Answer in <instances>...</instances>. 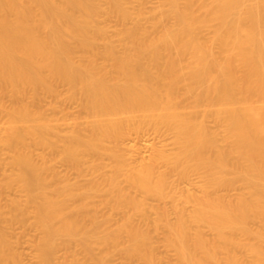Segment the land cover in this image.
I'll list each match as a JSON object with an SVG mask.
<instances>
[{
    "label": "bare ground",
    "instance_id": "6f19581e",
    "mask_svg": "<svg viewBox=\"0 0 264 264\" xmlns=\"http://www.w3.org/2000/svg\"><path fill=\"white\" fill-rule=\"evenodd\" d=\"M109 7L121 20L130 19L123 0H109ZM99 12L97 0H0V86L15 100L2 142L14 153L17 179L27 195V203H13L11 217L0 207V264H12L5 223H25L30 205L43 232L40 264H66L55 255L60 238L81 245L92 264H98L100 259L92 255L94 243L99 240L109 246L125 230L131 236L127 253L146 254L148 236L134 224L130 229L132 215L115 230L104 228L102 235L101 221L94 215L95 198L104 194L118 208L142 209L141 200L119 185L124 170L136 194L156 196L159 201L170 196L165 192L170 173L183 180L190 171L203 173L204 195H187V200L197 201V214L192 217L212 228L214 238L200 230L193 235L184 215L175 223L167 221L171 242L186 264H223L220 254L229 264H240L234 253L242 243L239 232L252 241L247 243L253 255L249 264H264V0H168L163 15L175 24L151 39L140 33L137 24L124 29L123 55L105 39L97 23ZM203 26L215 27L210 43L199 37ZM100 39H105L102 48ZM217 48L223 56L215 55ZM77 50L89 55L76 59ZM99 57L108 64L97 63ZM187 57L190 63L183 65ZM54 82L68 85V97L79 98L88 114L83 123H69L74 130L61 138L64 158L81 170L83 155L108 153L114 172L105 178L104 191L96 183L88 189L75 183L51 189L48 161L43 159L41 164L34 158L32 146L53 148L60 139H55L54 126L44 119L43 111L33 108L41 91L53 96ZM183 99H193L195 107L183 110ZM202 104L210 107L200 109ZM207 114L225 128L230 149L209 128ZM148 124L171 131L177 151L136 168L116 150L131 132H140ZM82 128L89 131L87 136ZM94 165L104 167L100 158ZM239 181L248 194L227 201L212 194ZM253 219L260 220L263 232L250 227Z\"/></svg>",
    "mask_w": 264,
    "mask_h": 264
},
{
    "label": "rangeland",
    "instance_id": "374dc122",
    "mask_svg": "<svg viewBox=\"0 0 264 264\" xmlns=\"http://www.w3.org/2000/svg\"><path fill=\"white\" fill-rule=\"evenodd\" d=\"M195 1L197 2L198 0ZM97 3L100 6L97 23L104 30L105 39L115 44L119 55H123L125 51L121 36V32L124 29L137 24L140 27V33L144 34L147 39H151L161 33L163 29L175 24L173 18L168 19V17H164L163 15L164 11L168 9V0H123L124 6L131 13L130 19L126 21L121 20L110 11L109 0H97ZM196 8H198V3H196ZM214 36V26H203L200 29L199 37L204 42L210 43ZM105 39L99 40L101 48L105 45ZM214 53L218 56L224 55V52L219 48H217ZM87 54L77 50L74 55L76 59H81L87 57ZM97 58V63L99 62L104 65L108 64L104 58ZM189 63L190 58L186 59L183 65H188ZM109 69V71L112 72V69ZM55 84L56 94L54 93L55 95L53 94L52 96V94H48V92L46 93L44 90V92L41 91V95L39 94V102L35 103L36 106L34 105V107H32L34 109L37 107L39 111H43L42 113H44L45 117L43 118L54 126L52 131L56 134V138H54L60 139H57V145L53 148L37 145L32 146L31 150L34 158H36V162L38 161L41 164H43L42 162L44 160L46 162L48 161L47 165L50 170L47 171L46 178L51 189L74 183L78 187L88 189L96 183L103 188L104 191V189L107 188L105 178L114 172V162L108 153L96 157L83 155V163L80 166L81 170H77L71 166L64 158L63 141H61V138L66 134H71L74 130L69 123L74 121L83 123L88 118V114L84 108L81 107L79 98L71 99V97H68V85L57 82ZM29 93L30 94L28 96L26 95L27 98L25 99V101L28 102L32 99V93ZM179 94L182 96L184 90H180ZM12 95L13 94H11L10 91L8 92V90L3 91L2 86H0V207H2L5 214H8L6 217H11L15 202H20L21 204L27 203L26 192L17 179L19 170L13 165L14 153L2 142V136L5 135V130L10 123L12 109L14 107L13 104L15 100ZM183 100L181 104L183 110L191 111L195 107L193 99ZM254 101L257 102V98ZM209 107L208 104H202L199 108L205 109ZM199 117L201 118L203 116L200 115ZM204 118L209 128L217 134L221 144L227 149H230L231 141L226 135L225 128L216 121L215 116L207 114ZM82 129L84 135L87 136L89 131L85 128ZM107 145L113 148L111 143H107ZM116 151L124 158L127 164L139 168L141 164L152 165L154 158L162 154L173 156L177 148L174 143V134L171 131L165 127L157 128L148 124L145 125L140 132H131ZM96 158H100L104 166L103 168H95L94 160ZM164 168V166H160L161 170ZM126 174L127 170H124L119 177V185L121 188L124 187L127 192H132L134 196L141 200L142 209L135 212L131 207L130 209H132V211H130L129 208H118L116 205L113 206V203H110L111 197L106 199L105 194L102 193L104 194L103 198L100 196V198H95L97 204L96 209H94L96 210L94 211V215L101 221V229L98 231L99 234L102 235L105 232L104 228H106V230L108 229V232L115 230L121 223L123 224V222L128 219V216L132 215L131 218H133V220L130 219L131 224L129 223V226L134 224L133 226L147 234L149 248L147 247L148 251L146 249V254L144 251L143 256H130L127 253V247L130 245L131 236L129 231L125 230L122 232L121 238H118L119 242L116 240L114 243L111 242L109 246L102 244L99 240L94 243L92 255L98 261L100 259L98 264H186L182 261L176 248L173 246L170 239V231L167 226L168 220L170 223H175L181 215L187 218L189 229L193 235L200 230L209 239L214 238L215 234L212 228L202 221L196 220V217H192L194 214H197L198 210V204L194 198H199L204 195L205 178L202 172L190 171L189 175L184 180L181 179L176 172L175 174L171 175L170 173V175H167L165 192L170 196H167L168 198L165 199L166 201H159L156 196L144 198L142 195L136 194L127 181ZM215 191L216 194H212L215 195L216 198L220 196L221 199V197H223V201H225V198L226 201L227 199L233 200L244 193H249L247 187L240 181L232 186L220 187L217 190L215 189ZM187 195H191L194 198L190 197L192 200H187ZM106 202L108 204H106ZM27 214L28 217L25 223L19 221L13 223L14 221L9 222V220H7L9 225L7 223H5L6 225L2 224L3 229L6 227V237H8V241L11 245L10 252L12 251L13 256L10 254L12 259L10 262L12 264L41 263L39 258V241L43 237V232L35 224V210L31 205L28 207ZM105 218L107 221H105ZM262 225L260 220L258 221L256 219L251 221L250 227L256 230L261 229L260 231L263 232L264 225L263 227ZM133 226L129 228L134 229ZM103 229L104 232L101 233ZM236 235L239 242L243 243V246L242 243H240L241 246L239 245L240 247L235 248L234 253L238 257L240 264H242V262L244 264H249L253 260V255L247 248L248 245L251 244L250 242H252L251 238L249 239L244 232H239ZM63 239L60 238L58 240V242H60L55 252L59 262H64L66 264L94 263V261L92 262V260L89 259L90 256L81 245L78 243H66ZM255 242L256 241L253 240V243ZM149 250L151 253L148 254V252H150ZM220 257L224 259L223 264H229L225 259V254H220Z\"/></svg>",
    "mask_w": 264,
    "mask_h": 264
}]
</instances>
